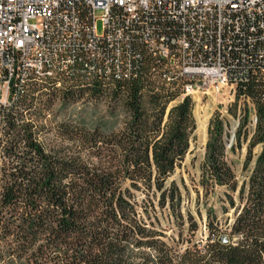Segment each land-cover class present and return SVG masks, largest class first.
Masks as SVG:
<instances>
[{
	"label": "trees",
	"instance_id": "obj_1",
	"mask_svg": "<svg viewBox=\"0 0 264 264\" xmlns=\"http://www.w3.org/2000/svg\"><path fill=\"white\" fill-rule=\"evenodd\" d=\"M155 87L157 80L144 74L66 87L72 99L109 95L126 114L118 130L63 127L61 136L76 146L70 153L46 150L23 115L30 109L26 95L38 89L0 110V264H264V78L249 74L235 93V101L248 97L255 113L249 136V111H243L229 146L233 153L247 142L243 171L252 163L238 190L240 205L224 231L206 208L198 242L190 240L198 222L189 212L180 214V192L173 182L167 186L196 130L192 102L185 97L168 108L177 96ZM227 113L235 117L231 107ZM218 117L209 120L200 166L205 195L215 187L236 191L225 160V122ZM142 187L157 197L158 210L168 205L188 240H181V231L177 240L167 238L138 214L130 191ZM225 197L233 208L231 196ZM178 241L186 244L180 252Z\"/></svg>",
	"mask_w": 264,
	"mask_h": 264
},
{
	"label": "built area",
	"instance_id": "obj_2",
	"mask_svg": "<svg viewBox=\"0 0 264 264\" xmlns=\"http://www.w3.org/2000/svg\"><path fill=\"white\" fill-rule=\"evenodd\" d=\"M78 74H144L155 88L176 83L180 101L235 92L249 74L264 78V0H0V108L30 79L67 85Z\"/></svg>",
	"mask_w": 264,
	"mask_h": 264
},
{
	"label": "rangeland",
	"instance_id": "obj_3",
	"mask_svg": "<svg viewBox=\"0 0 264 264\" xmlns=\"http://www.w3.org/2000/svg\"><path fill=\"white\" fill-rule=\"evenodd\" d=\"M100 16V11L95 12V17ZM96 31L98 34L101 33V23L99 21L96 22ZM67 89L39 90L38 92H29L27 94L28 90L24 94V96L27 94L25 99L29 102L30 109L23 112V115L36 128L38 141L46 150L62 151L64 153L76 152L75 144L66 141L61 136L63 127L77 132L79 130L89 132L93 128L109 130L112 127L118 130L122 127L126 114L109 95L94 97L84 93L82 97L72 99L65 97ZM235 93L236 90L234 92L233 89L227 86L218 91L210 89L205 94L197 93L191 97L194 121L196 122V119H200L205 122V137L200 134L196 135L195 131L193 132L189 151L181 162L180 167L167 180V186L173 182L180 192V214L185 215L186 212H189L198 222L197 231L190 237L192 242H198L203 239L206 208L213 210L222 231L232 222L234 210L240 205L238 190L247 181V176L252 168L251 163L246 170L243 171L242 169L247 142L241 144L240 148L235 149L233 153L229 150L231 139L236 130L237 119L242 117L245 109L249 111L248 123L245 127L247 135H251L255 125L252 101L242 97L235 101ZM179 101L180 99H175L169 104L168 108ZM230 107L233 109L235 117H231L227 113V109ZM214 114H218L219 120L225 122L224 132L226 137H222L225 160L235 176L236 191L229 192L226 188L215 187L212 192H208L205 195L199 184L200 166L203 163L208 123ZM258 152L259 148L257 147L254 149L253 154ZM127 185L125 184L124 186L127 187ZM130 192L133 195L138 214L146 222H153L155 224L154 227L163 231L167 238L177 240V234L181 231V240L189 239L186 226L178 229L177 222L171 214L168 205L158 210L156 208L157 197L155 195L151 196L143 187L140 191ZM226 194L231 196L234 203L233 208L229 207L225 197ZM144 208L147 210L146 213L142 211ZM178 242L175 250L180 252L186 244L184 241Z\"/></svg>",
	"mask_w": 264,
	"mask_h": 264
},
{
	"label": "bare ground",
	"instance_id": "obj_4",
	"mask_svg": "<svg viewBox=\"0 0 264 264\" xmlns=\"http://www.w3.org/2000/svg\"><path fill=\"white\" fill-rule=\"evenodd\" d=\"M16 42H23V34H16ZM92 80L95 79H90V80H85V74H78V81L81 82H76L74 84H67L64 85L62 81H58L57 79H50V78H34L30 79V81H27L25 85V93L27 92L28 89L31 87L37 88L38 90H53V89H64L68 86L75 85L77 83H89ZM101 80V79H99ZM102 81H113V80H102ZM163 90L169 91V92H174L176 90V83H168L167 85L163 86ZM24 94H15L14 95V100L10 101L8 103V107L12 102H15L16 100L20 99ZM194 94H184L183 98L188 97L191 99V97ZM3 108H0L2 110ZM205 129L206 125L205 122H203L200 119H196V130L195 134L196 135H201L202 137H205Z\"/></svg>",
	"mask_w": 264,
	"mask_h": 264
},
{
	"label": "water",
	"instance_id": "obj_5",
	"mask_svg": "<svg viewBox=\"0 0 264 264\" xmlns=\"http://www.w3.org/2000/svg\"><path fill=\"white\" fill-rule=\"evenodd\" d=\"M220 241L221 242H226L227 241V238L225 236H223V237L220 238Z\"/></svg>",
	"mask_w": 264,
	"mask_h": 264
}]
</instances>
